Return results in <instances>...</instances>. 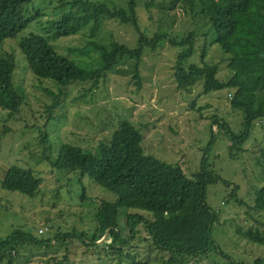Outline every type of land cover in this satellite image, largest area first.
<instances>
[{
  "label": "rangeland",
  "instance_id": "rangeland-1",
  "mask_svg": "<svg viewBox=\"0 0 264 264\" xmlns=\"http://www.w3.org/2000/svg\"><path fill=\"white\" fill-rule=\"evenodd\" d=\"M60 1L34 0L25 7L29 16L40 11L42 18L35 20L17 37L6 40L0 49V53H11L16 59L15 82L22 86L28 104L22 113L14 117L0 108V238L18 228L32 231L40 239L74 230L86 232L91 237L96 229L100 200L112 203L118 200L116 194L87 175L73 170H56L43 157L40 126L45 122L41 116L57 98L59 86L53 80L34 76L19 42L30 32L43 33V24L45 26L63 13L57 8ZM117 1L127 7V0ZM141 1L142 5L138 7L139 25L148 38L156 33L183 38L189 31L195 30L196 54L190 61L219 64L220 77L226 78L228 54L216 43L206 19L201 15L194 16L188 5L171 8L170 0H156L150 9L146 8L149 0ZM112 40L135 47L138 35L131 26L106 20L95 30L90 24L75 35L53 42V45L61 55L79 66L96 69L103 67L104 63L89 42L109 45ZM179 51L171 44L147 50L141 65V88L133 78V64L129 57L122 59L113 72L99 80L98 86L84 96L82 89L88 82L70 85L52 110L55 118L46 123L52 152L57 154L66 143L95 150L112 138L121 121L129 120L142 133V146L147 155L181 165L189 177L201 170L206 158L216 173L230 183H217L208 191L209 204L219 212V220L213 227V237L219 247L214 259H218V264H264V245L254 243L246 236L249 231L259 230L264 237V210L251 209L264 185V170L257 165L259 150L264 148V120L254 121L253 132L238 157L230 156V141L223 134L209 147L213 117L226 120L236 131L244 121L243 114L232 108L226 90L205 93L199 82L189 91L179 88L174 76ZM213 129L217 131V126ZM12 166L31 168L44 179L40 191L33 198L1 186ZM231 194L244 205L233 199ZM138 212L121 210L120 224L124 236H128L127 213ZM145 215L153 219L152 214ZM139 230L144 239V229L140 227ZM111 242L105 235L97 246L92 247L78 242L64 246L55 241L51 247H25L14 255L13 264H58L59 261L63 264H116L118 259L111 255V248L104 246ZM121 247L124 249L122 256L126 259L125 264L132 263L130 256L149 260L152 264H162L163 258L168 256L150 252L147 239L140 242L135 238ZM211 261L210 257H206L191 260L190 264H211ZM0 264L8 263L4 261Z\"/></svg>",
  "mask_w": 264,
  "mask_h": 264
},
{
  "label": "trees",
  "instance_id": "trees-1",
  "mask_svg": "<svg viewBox=\"0 0 264 264\" xmlns=\"http://www.w3.org/2000/svg\"><path fill=\"white\" fill-rule=\"evenodd\" d=\"M33 1L0 0V49L6 40L17 37L35 20L42 18L43 13L40 11L33 16L25 11V7ZM155 1H147L146 8L150 9ZM170 3L171 8L188 5L194 16L201 15L210 23L216 43L228 54L226 78L220 77L219 64L190 61L196 54L195 30L189 31L183 38L170 36L169 33H156L148 38L139 25L138 7L142 5L141 0H127V7L120 5L117 0H61L57 8L63 13L52 18L45 26L43 24V33L30 32L20 39L19 46L34 76L53 80L59 86L57 98L42 113L45 123L41 128L38 127L44 159L56 170H73L87 175L116 194L118 200L114 203L100 200L96 212V229L91 237L86 232L74 230L56 233L53 238L40 239L32 231L14 229L9 235L0 238V262L13 264L14 255L25 247H51L53 241L64 246L75 242L86 247L97 246L98 241L106 235L112 242L104 246L111 248V255L118 259L116 264H125L121 245H127L128 241L135 238L140 242L147 239L150 252L168 255L163 258L162 264H190L191 260L206 257L213 260L211 264H218V259H214L219 247L213 237V227L219 220V212L209 204L208 191L210 186L217 183H230L216 173L206 158L201 170L189 177L181 165L169 164L147 155L142 146V133L129 120L121 121L112 138L98 145L95 150L66 143L54 154L46 127V123L55 118L52 110L70 85L88 82L82 89L84 96L98 86L99 80L113 72L122 59L129 57L133 64V78L141 88V65L145 52L171 44L180 49L174 66L175 81L179 88L189 91L199 82L205 93L226 90L232 108L243 114L244 121L236 131L226 120L213 117L209 147L223 134L230 141V156L242 154L243 145L253 132L254 121L264 120V0H170ZM106 20L133 27L138 42L135 47H129L116 40L110 41L109 45L90 41L89 46L100 54L104 63L101 68L85 69L61 55L53 45V42L75 35L90 24L95 30ZM202 55H205L204 51ZM16 70L14 56L8 52L0 53V108L6 109L10 117L22 113L28 105L26 93L15 82ZM214 126H217V131H214ZM259 154L257 165L264 170V148L259 150ZM43 183L44 179L36 175L33 169L12 166L1 186L5 190L33 198ZM230 196L244 205L236 196ZM252 208L264 210V185L258 191ZM122 209L140 211L126 215L128 236L122 233ZM145 213L152 214L153 219ZM140 227L146 234L144 239ZM246 236L252 242L264 245V237L259 230L249 231ZM130 257L131 264H152L149 260ZM58 264L63 262L59 261Z\"/></svg>",
  "mask_w": 264,
  "mask_h": 264
},
{
  "label": "built area",
  "instance_id": "built-area-1",
  "mask_svg": "<svg viewBox=\"0 0 264 264\" xmlns=\"http://www.w3.org/2000/svg\"><path fill=\"white\" fill-rule=\"evenodd\" d=\"M40 231L43 232V229H41Z\"/></svg>",
  "mask_w": 264,
  "mask_h": 264
}]
</instances>
